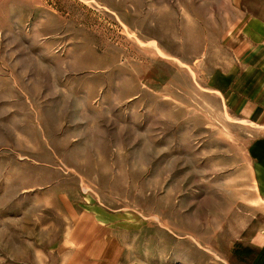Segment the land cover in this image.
I'll list each match as a JSON object with an SVG mask.
<instances>
[{
	"label": "rangeland",
	"instance_id": "rangeland-1",
	"mask_svg": "<svg viewBox=\"0 0 264 264\" xmlns=\"http://www.w3.org/2000/svg\"><path fill=\"white\" fill-rule=\"evenodd\" d=\"M0 264H264V0H0Z\"/></svg>",
	"mask_w": 264,
	"mask_h": 264
},
{
	"label": "bare ground",
	"instance_id": "bare-ground-1",
	"mask_svg": "<svg viewBox=\"0 0 264 264\" xmlns=\"http://www.w3.org/2000/svg\"><path fill=\"white\" fill-rule=\"evenodd\" d=\"M155 44V42L153 43V45Z\"/></svg>",
	"mask_w": 264,
	"mask_h": 264
}]
</instances>
